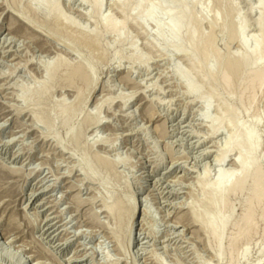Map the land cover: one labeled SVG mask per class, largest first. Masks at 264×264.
<instances>
[{"label": "rangeland", "instance_id": "rangeland-1", "mask_svg": "<svg viewBox=\"0 0 264 264\" xmlns=\"http://www.w3.org/2000/svg\"><path fill=\"white\" fill-rule=\"evenodd\" d=\"M36 1L0 0V264H264L263 204L229 245L255 170L264 185V79L219 76L249 50L234 28L245 24L250 48L260 39L264 0H182L200 21L189 26L198 54L196 42L168 45L169 0L148 22L138 0ZM236 123L255 131L254 167L218 212L230 221L218 242L193 217L210 215L218 173L237 170L245 146L225 142Z\"/></svg>", "mask_w": 264, "mask_h": 264}, {"label": "bare ground", "instance_id": "bare-ground-1", "mask_svg": "<svg viewBox=\"0 0 264 264\" xmlns=\"http://www.w3.org/2000/svg\"><path fill=\"white\" fill-rule=\"evenodd\" d=\"M39 1H36V2H33V3H39ZM118 1H120V0H118ZM169 1H170V3L173 6H171L170 9L165 12L166 21H168L167 23L169 25V35L167 37L168 38L167 42H168V45L171 48L174 49V51L173 50L172 51L175 52V51H179L180 49L182 50V47L185 46L184 44H186V43L190 44V46H191V43L196 42L195 41V39H196L195 35L196 34H194V32L189 29L191 21L195 20L196 18L194 19L193 17H191V15H193V11L190 13V11L188 10V8L190 6L187 8L186 4L183 3L184 1H182V0H169ZM191 3H193V2H191ZM262 5H264V4L262 3ZM161 6H162V4H161L160 0H154V2H152V3H146L145 0H138L137 3H136L135 9H133V10L136 13L137 19L139 18L142 21H145V22L147 21L148 22V20L150 21L151 19H153L156 16V12L158 14L160 13L157 10L159 8H161ZM95 8H97V6ZM97 9H95V10L97 11ZM257 9L260 11L259 12L260 16L263 17V15H264L263 7L259 5V8H257ZM161 14H160V17H161ZM160 17H159V19H160ZM261 17H260V19H258L259 21L257 20L258 22L256 21V24H257L256 28H258V32L260 34L259 35L260 39H258V40L255 39L256 41L254 42L252 48H250V46L247 45L248 44L247 37L244 39V36L246 35V34L244 35V30H246L245 24L241 23L238 26V28H236V29L234 28V35L233 36L235 37L237 43L240 44L244 49H246V46H247V48H249V50L246 51V54L242 55V56L231 57V56L227 55V57H225L226 59H225V61H223L224 63L222 64L221 74L219 75V76H221L220 77L221 81L225 84V86L226 85L230 86V84H231L230 83V79H231L230 77H232V76L235 77V78H238V79H242V78H245V77L249 76L252 83H254L255 81L260 82L261 80L264 79V63L262 61L263 56H264V24H263V18H261ZM154 19H158V18H154ZM161 20L162 19H160V21H158V20H156V21L161 22ZM164 21H165V19H164ZM195 21H196L197 24L200 22L199 19L195 20ZM99 22H101V20ZM103 22H105V23H103L104 24L103 28L106 29L105 32L113 33L118 28L116 24L108 23L109 21L108 20L106 21V19H104ZM161 23H159V24H161ZM161 25L164 26L163 24H161ZM161 25L156 26L158 28V31H161L160 30ZM121 26H123V25L121 24ZM232 27L229 26V29H228L230 34L233 33ZM223 29L225 30V28H223ZM114 34H116V33H114ZM114 34H112V35H114ZM227 35H229V34H227ZM114 36L117 37V35H114ZM184 36H185V39H184ZM196 40H198V39H196ZM208 41H210V40H208ZM212 43L213 42H210L211 45H212ZM199 44H200L199 41H197L194 44L195 47L192 46L191 48H193V49L197 48V50H198V49H200L199 48ZM202 44H204V43H202ZM206 45H207V42H206ZM206 45H205V47H206ZM203 47H204V45H203ZM250 49H251V51H250ZM206 50H208V49H206ZM212 50H213V48H212ZM195 52H197L196 54H198L199 50L198 51L195 50L194 53ZM212 52H214V51H212ZM203 53H204V51H203ZM211 55H212L213 58H215V60L220 61L219 57H218V55L216 53H213ZM197 56L198 55H196L195 58H198ZM208 56H209V54H208ZM206 57H207V55H206ZM204 58L205 57H203V59ZM221 58H223V57H221ZM198 59H200V58H198ZM208 59H209L208 61H210V58H208ZM206 60H207V58H206ZM212 60H214V59H212ZM214 63H217V62L215 61ZM210 64H212V63H210ZM218 65H219V63H218ZM207 66H209V65H207ZM204 67L202 69H204ZM211 68H213V66ZM207 72H208V70H207ZM182 73L177 71L176 75L178 74L179 78H181L182 80H185L186 79L185 75L182 74ZM215 75H218V74H215ZM210 76L212 77L214 75L212 74ZM210 79H212V78H210ZM187 81H190V80H187ZM251 82H250V84H252ZM184 83H185V81H184ZM185 84H186V86L185 85L184 86L186 88V92H188V93H190L192 95H195V93L199 91V90H197V88L195 90V87L192 86L193 84H191V82H186ZM225 86H224V88H225ZM212 96H214V95L212 94ZM209 98H210V96H209ZM207 101H209V100H207ZM205 105H206V109H209L208 102H206ZM232 110H230V108H226L225 109L224 119L233 118L232 120H234V118L236 117V113L233 112ZM203 117L207 118L206 114H204ZM204 118H202V119H204ZM224 119H222L223 122H225ZM235 119H237V118H235ZM234 122H236V120H234ZM256 122H258V121H256ZM238 123L234 124V126H233V135H231V137L227 141H225L226 142V147H228L230 149L232 148V146H237V145H240V144H243L245 146V151L243 149L244 153H241L239 155L238 159L236 161H234V163L237 166V170L233 171V172H227V173L226 172L225 173H221V172L218 173V175L216 177V180L214 181L213 188H212V190L210 192V199H209V202H210L209 203V207H210V210H211L210 215H207V216L204 215L201 218V220L199 218H197L196 216L193 217V222L195 224L199 225L201 227V229L207 235L214 236L218 242H220L221 239L223 238L222 237L223 232H224V230L226 229V227L228 226V224L230 222L229 221V217H225V218L219 217L218 216V212H220V211L226 209V207H228L227 204L229 202L228 200H229L230 196H233L236 192H239V191H241L243 189L245 181H246V178L249 177V172H250L251 168L254 167V161L251 158V155L255 151V147L253 146V145H256L255 136H254V132L255 131L249 130L250 128H248V127H246V128H248V130H245L246 128L244 129V127L241 126V123H240V125H238ZM244 126H245V124H244ZM254 127H252V128H254ZM223 160H224L223 157L219 158L220 162L223 161ZM258 175H259V172L257 170H255L254 174L252 175V181L255 183V185L253 187L251 196L248 198V201L246 202V209H245V213L243 215V218H242L240 224L236 225L237 228H238V233H237V236H235V238L229 244L230 248L233 247L234 245H237L236 243L238 241H240L242 238L243 239L246 238L247 234L249 233V231L252 230L251 224L248 225V223H246V221L250 220L248 218L251 216V211H252V208H253V204L257 203V204H263L264 205V185L257 183L256 178H257ZM128 207H129V216H130L129 222H131V220H132V218L134 216V212H135V205L133 203H130V205ZM130 227H131V225H130ZM131 231H132V227L129 229V234H127V240H129ZM1 235L2 234L0 232V236ZM133 237L136 238V232H135ZM262 252H264V247L262 249ZM220 253H221V251L218 253V255H220ZM221 256H220V258H221ZM219 260H221V259H219Z\"/></svg>", "mask_w": 264, "mask_h": 264}]
</instances>
